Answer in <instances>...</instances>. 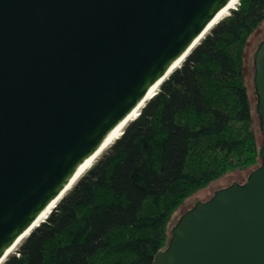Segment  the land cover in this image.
Returning <instances> with one entry per match:
<instances>
[{
	"label": "water",
	"instance_id": "1",
	"mask_svg": "<svg viewBox=\"0 0 264 264\" xmlns=\"http://www.w3.org/2000/svg\"><path fill=\"white\" fill-rule=\"evenodd\" d=\"M228 1L0 0V260ZM259 156L179 215L152 264H264V142Z\"/></svg>",
	"mask_w": 264,
	"mask_h": 264
},
{
	"label": "trees",
	"instance_id": "2",
	"mask_svg": "<svg viewBox=\"0 0 264 264\" xmlns=\"http://www.w3.org/2000/svg\"><path fill=\"white\" fill-rule=\"evenodd\" d=\"M263 21L264 0H238L2 264H152L186 198L260 166L244 52Z\"/></svg>",
	"mask_w": 264,
	"mask_h": 264
},
{
	"label": "bare ground",
	"instance_id": "3",
	"mask_svg": "<svg viewBox=\"0 0 264 264\" xmlns=\"http://www.w3.org/2000/svg\"><path fill=\"white\" fill-rule=\"evenodd\" d=\"M238 3V0H229L227 2V4L221 8L216 15L210 20V22L206 25V27L204 28V30L202 31V33L195 39L193 44H197L200 39L208 32V30L210 29V27L216 23L219 19H221L222 17H224L225 15H227L229 13V11L234 8ZM189 53V51L184 52L178 59H176L170 69L168 70V73L161 78L160 80H158L157 82H155L147 91L146 95L144 96L142 102L134 109L130 112V114L122 121L120 122L116 127H114L110 133L106 136V138L104 139V141L101 143V145L99 146V148L91 155L89 156L81 165L80 167L76 170V172L74 173L73 177L70 179L69 183L65 186L64 190L58 195L56 196L36 217L35 221L32 223V225L28 228V230L26 232H24V234H22L20 237H18L5 251L4 256L2 257V259L0 260V264L3 263V261L5 260V258L11 254L13 251L16 250L17 246L19 245V243L28 235V233L34 228L36 227L39 223H41L42 221H44L47 216L49 215V213L53 210V208L55 207V205L57 204V202L59 201V199L65 194V192L74 184V182L91 166V164L95 161V159L97 158V156L103 151L105 150L111 143L114 142L115 139H117L120 135L121 132L123 131L124 127L126 126V124L131 121L132 119H134L137 116V113L139 112L140 108L145 104V102L151 98L153 96V94L157 91L160 83L167 77V75H169V73L175 69L176 67H178L180 65V63L183 61V59L185 58V56Z\"/></svg>",
	"mask_w": 264,
	"mask_h": 264
},
{
	"label": "rangeland",
	"instance_id": "4",
	"mask_svg": "<svg viewBox=\"0 0 264 264\" xmlns=\"http://www.w3.org/2000/svg\"><path fill=\"white\" fill-rule=\"evenodd\" d=\"M264 39V21L261 22V24L258 26V28L252 33V35L248 38L245 52H244V72H245V78H246V85L247 90L249 93L251 108H252V117H253V125L254 129L256 131V139L257 142H260L261 140V133L258 131V124L259 119L257 114L255 113V102H256V96L253 88L252 83V76H253V52L256 50L257 45L259 44L260 40ZM103 150L95 160H97L100 155L104 152ZM249 170H234L230 171L223 176L219 177L215 181H212L207 186L203 187L202 189L196 191L191 196L186 198L183 203L178 207V209L174 212L172 215V218L170 220L169 226L173 224L176 221V218L179 217V215L185 211L187 208H190L193 206L194 202L197 201V199L202 202L208 200L211 196H213L215 189L217 188H225L230 185V181L234 180L237 183L244 182L246 180V176L248 174ZM66 193V192H65ZM13 251L12 253H14Z\"/></svg>",
	"mask_w": 264,
	"mask_h": 264
}]
</instances>
